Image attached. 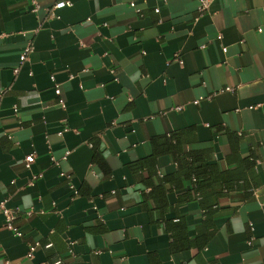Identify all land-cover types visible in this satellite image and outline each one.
<instances>
[{
    "label": "crops",
    "instance_id": "obj_1",
    "mask_svg": "<svg viewBox=\"0 0 264 264\" xmlns=\"http://www.w3.org/2000/svg\"><path fill=\"white\" fill-rule=\"evenodd\" d=\"M69 1L53 18L54 0H38L36 13L29 0H0V202L19 209L22 232L0 212V264H264V0H213L200 16L196 0ZM183 129L191 148L239 176L254 158L259 183L219 199L202 248L172 252L146 212L153 200L142 203L146 171L130 163L151 154L152 137ZM157 166L176 170L170 155ZM168 187L165 219L183 216L195 237L199 203L177 201L190 181Z\"/></svg>",
    "mask_w": 264,
    "mask_h": 264
},
{
    "label": "trees",
    "instance_id": "obj_2",
    "mask_svg": "<svg viewBox=\"0 0 264 264\" xmlns=\"http://www.w3.org/2000/svg\"><path fill=\"white\" fill-rule=\"evenodd\" d=\"M193 142L189 129L157 135L151 139V154L130 163L133 173H140L139 176H141V172L146 171L145 182L150 187V192L144 197L142 203H145L148 198L153 200L152 208L145 206L146 212L151 221L163 224L164 229L170 234L172 252L202 248L214 233L213 217L218 208L219 199L235 189H242L240 181L244 189L246 188L244 182L247 180H250L253 186L259 183L258 176L253 172L254 158L245 160L246 169L252 174L247 172V176H239L238 170L223 169L218 163L213 162L210 149L191 148L190 145ZM92 146L96 148V144L93 143ZM162 155L171 156L176 164L174 172L164 175L159 173L157 159ZM95 160H97L96 156ZM185 181H190L189 192L177 201L196 199L204 216L193 238L188 236L183 216L178 215L175 219L164 217L168 186L179 189Z\"/></svg>",
    "mask_w": 264,
    "mask_h": 264
},
{
    "label": "built area",
    "instance_id": "obj_3",
    "mask_svg": "<svg viewBox=\"0 0 264 264\" xmlns=\"http://www.w3.org/2000/svg\"><path fill=\"white\" fill-rule=\"evenodd\" d=\"M197 1V6H196V9H197V12H198V15H202L203 13H205L208 8H209V5L210 3L213 1V0H196ZM29 3L31 5V12L33 13H36L37 10L39 9L40 5H39V2L38 0H29ZM71 2L69 0H54V2L48 6L46 8L47 10V13H48V16L49 17H53V18H59L58 14L56 13L57 10L59 9H62L64 7H67V6H71ZM131 7H135V4L134 3H131L130 4ZM135 11L137 13H140V10L138 8H135ZM155 11H158V9H155ZM222 36L221 35H218L217 38L220 39ZM34 50V46L32 43H29L27 44L23 51L21 52V54L19 55V60H18V63H19V66L22 65L28 58V55L33 52ZM222 50L225 52L226 51V48L223 47ZM173 60L177 61L179 64H182L183 63V60L182 58L179 56L178 53H175L174 56H173ZM18 68H15L14 69V72H18ZM51 80L54 81V77L51 76ZM225 90H228V91H232L231 88H225ZM54 93L56 95H60V88H59V85L58 84H54ZM210 98V95L206 96V97H199L197 98L196 100H193V104H198L202 99H209ZM60 106L62 107H65V104L63 102L62 99L59 100V103H58ZM177 109H180V107H178ZM17 106H13V112L14 113H17ZM67 128L65 127L64 130H66ZM61 134V133H59ZM68 155V152L65 153V155L63 156L62 159H66ZM34 156L33 153H31L29 155L28 158H26L24 160V165L26 168H29L30 167V158H32ZM52 161L57 164V161H55L53 158H52ZM40 176V174H33L31 176V179L29 180L28 184L29 185H32L34 183V180L37 179L38 177ZM61 176H65L66 178H69L70 176L69 175H66L64 174L63 172H61ZM68 186L69 188L72 190V193L74 196H76L78 194V190L75 188V186L69 181L68 182ZM4 202L5 200L1 201L0 202V212L1 214L3 215L4 217V222H5V226L11 230L16 236L18 237H21L22 236V232L18 229V227H16L13 223V220L14 218L16 217L19 209L18 208H14V209H9L7 208L5 205H4ZM32 210H28L25 212L26 215H29L31 214ZM253 240V237L250 238L247 243L248 244H251ZM39 242L38 241H35L33 243H31L28 247V251H27V257H31L33 256V253L34 251L36 250V248L39 246ZM50 244H47V246H49ZM54 264H61V260H57L54 262Z\"/></svg>",
    "mask_w": 264,
    "mask_h": 264
}]
</instances>
